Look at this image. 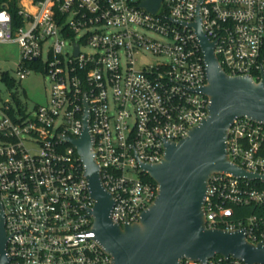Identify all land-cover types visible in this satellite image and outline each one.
<instances>
[{"label": "built area", "instance_id": "2783aa9c", "mask_svg": "<svg viewBox=\"0 0 264 264\" xmlns=\"http://www.w3.org/2000/svg\"><path fill=\"white\" fill-rule=\"evenodd\" d=\"M142 1L17 0L15 15L0 4V43L17 45V82L36 70L49 80L44 103L27 111L0 71L5 264H111L94 239L83 165L65 138L81 134L85 112L112 198L108 217L136 222L157 190L140 164L158 162L164 141H178L206 116L208 98L195 91L206 82L204 63L187 24L198 18L225 74L264 82V0H159L153 12ZM225 144L228 160L258 178L211 173L204 226L242 229L249 243L264 245V124L234 118ZM249 206L253 213H241ZM179 264L244 263L214 255Z\"/></svg>", "mask_w": 264, "mask_h": 264}, {"label": "water", "instance_id": "95a60500", "mask_svg": "<svg viewBox=\"0 0 264 264\" xmlns=\"http://www.w3.org/2000/svg\"><path fill=\"white\" fill-rule=\"evenodd\" d=\"M158 3L159 0H143L141 5L153 12ZM187 26L193 28L204 63L206 82L195 91L208 98L206 116L178 141H164L158 162L140 164V170L156 184L157 190L136 222L119 225L108 217L112 198L100 182L85 112L81 134L75 139L65 138L83 165L93 202L87 214L92 220L94 239L110 256L111 264H179L184 258L204 262L214 255L239 259L244 264L264 263L261 242L249 243L242 229L206 228L202 209L211 173L258 178L228 160L225 135L236 117L264 124V82L225 74L212 52L213 42L201 31L198 18ZM5 240L0 220V264L6 263Z\"/></svg>", "mask_w": 264, "mask_h": 264}, {"label": "rangeland", "instance_id": "374dc122", "mask_svg": "<svg viewBox=\"0 0 264 264\" xmlns=\"http://www.w3.org/2000/svg\"><path fill=\"white\" fill-rule=\"evenodd\" d=\"M24 5L26 9H29L26 3ZM17 56L16 44L0 43V71H7L8 76L14 80L12 91H15L19 100L25 104L27 111H31L35 105L44 103L45 97L48 95L49 80L41 70H36L17 82L14 74ZM144 60L153 63L157 57L145 54ZM0 88H2L1 82Z\"/></svg>", "mask_w": 264, "mask_h": 264}, {"label": "trees", "instance_id": "16d2710c", "mask_svg": "<svg viewBox=\"0 0 264 264\" xmlns=\"http://www.w3.org/2000/svg\"><path fill=\"white\" fill-rule=\"evenodd\" d=\"M2 3H7L9 11L13 15H15V0H0V4ZM144 179L152 182V180L148 176H144ZM253 212H254V208L252 206L246 207L241 210V213H244V214H249Z\"/></svg>", "mask_w": 264, "mask_h": 264}]
</instances>
